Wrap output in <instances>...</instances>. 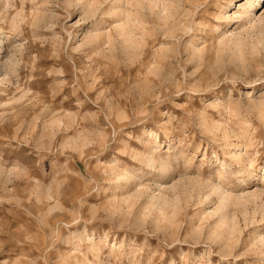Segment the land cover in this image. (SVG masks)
I'll list each match as a JSON object with an SVG mask.
<instances>
[{
	"label": "rangeland",
	"instance_id": "obj_1",
	"mask_svg": "<svg viewBox=\"0 0 264 264\" xmlns=\"http://www.w3.org/2000/svg\"><path fill=\"white\" fill-rule=\"evenodd\" d=\"M0 53V264H264V0H0Z\"/></svg>",
	"mask_w": 264,
	"mask_h": 264
},
{
	"label": "bare ground",
	"instance_id": "obj_2",
	"mask_svg": "<svg viewBox=\"0 0 264 264\" xmlns=\"http://www.w3.org/2000/svg\"><path fill=\"white\" fill-rule=\"evenodd\" d=\"M256 2H257V0H256ZM247 5H248V8H250V9H253V8H255L254 6H257L258 4L257 3H254V2H252V4H249V3H246ZM240 7H241V9L244 11V9H245V4H241L240 5ZM11 25V24H10ZM11 27H13L12 25H11ZM1 54V53H0ZM2 55V54H1ZM2 58V56H0V59ZM6 74V73H5ZM259 196H262V197H264V194H258Z\"/></svg>",
	"mask_w": 264,
	"mask_h": 264
}]
</instances>
